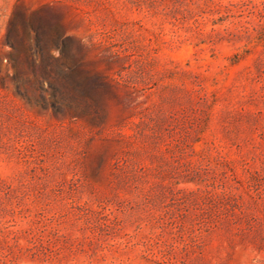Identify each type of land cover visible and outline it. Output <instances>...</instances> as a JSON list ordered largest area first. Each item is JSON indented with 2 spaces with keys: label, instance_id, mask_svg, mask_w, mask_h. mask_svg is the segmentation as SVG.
I'll return each instance as SVG.
<instances>
[{
  "label": "rangeland",
  "instance_id": "1",
  "mask_svg": "<svg viewBox=\"0 0 264 264\" xmlns=\"http://www.w3.org/2000/svg\"><path fill=\"white\" fill-rule=\"evenodd\" d=\"M0 264H264V0H0Z\"/></svg>",
  "mask_w": 264,
  "mask_h": 264
}]
</instances>
